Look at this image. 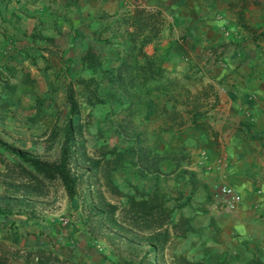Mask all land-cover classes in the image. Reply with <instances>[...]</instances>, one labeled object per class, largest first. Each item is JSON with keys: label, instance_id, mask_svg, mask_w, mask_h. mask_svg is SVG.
I'll return each mask as SVG.
<instances>
[{"label": "crops", "instance_id": "obj_1", "mask_svg": "<svg viewBox=\"0 0 264 264\" xmlns=\"http://www.w3.org/2000/svg\"><path fill=\"white\" fill-rule=\"evenodd\" d=\"M136 7L160 10L163 18L144 50L163 53L159 62L170 74L198 78L197 87L214 85L216 103L205 107L215 133L188 122L182 131L166 128L159 100L144 98L131 127L162 155V170L142 178L134 167L114 169L111 178L127 193L157 188L172 209L170 222L186 220L183 232L169 224L172 252L191 259L215 252L225 264H264V38L255 35L264 29V0H0V140L35 154V139L46 138L61 117L63 124L69 82L84 138L91 126L98 130L97 117L107 130L113 100L105 89L104 102L87 103L77 80L98 78L99 69L119 63L127 42L122 16ZM88 46L100 64L95 70L82 62ZM108 133L88 140L111 146L117 137ZM6 153L11 156L0 146ZM221 184L240 194L234 209L225 206ZM54 226L49 232L42 222L36 228L17 214L0 213V256L6 264H25L28 249L52 245L61 231ZM17 249L24 257L13 256ZM51 250L70 254L62 246Z\"/></svg>", "mask_w": 264, "mask_h": 264}, {"label": "trees", "instance_id": "obj_2", "mask_svg": "<svg viewBox=\"0 0 264 264\" xmlns=\"http://www.w3.org/2000/svg\"><path fill=\"white\" fill-rule=\"evenodd\" d=\"M122 22L127 32V42L118 56L119 63L99 69L101 74H98V78L79 77L77 80L83 87L85 101L91 105L104 102L102 94L106 89L108 98L113 100L107 116L112 115L113 118L105 132L113 131L117 141L111 146L102 141L94 149L96 154L87 153L84 123L74 121V116L80 112V103L72 82H69L66 87L63 124L58 125L56 122L49 129L50 137L58 140V156L50 160L0 140V146L12 156L11 160H8L0 154V161L4 165L0 170V182L5 187L15 186L14 191H20L24 187L28 193H37L45 181L56 180L61 183L66 194L72 197L85 173L93 174L102 200L99 214L115 229L146 241L149 244L148 249L158 254L157 258L165 264H225V258L215 252L200 259H191L185 254L172 252L169 224L173 229L179 228L183 232L186 220L170 222L172 209L166 205V196L157 188L144 190L135 187L134 192L127 193L111 178L110 173L114 169L134 167L142 178L149 172L162 170V155L152 150L141 131H135L131 127L132 116L140 109L144 98L156 97L159 100V113L165 122L169 121L166 128L176 125L177 129L182 131L185 127L183 125L188 122L192 128L215 133L208 121L205 107L209 103H216L214 85L206 83L192 91L188 85V80L191 79L189 76L172 75L160 64L159 58L163 53L149 54L144 50L148 42L158 37L162 28L161 11L136 7L122 16ZM255 35L264 38V29ZM82 62L94 70L100 65L92 46H88L82 55ZM100 76L106 77L105 83H101L103 81ZM211 95L213 100L210 102L208 99ZM97 131L104 136L102 128L98 127ZM75 152H78L83 161H87L86 172L78 174L72 171L70 160L75 156ZM15 168H19L21 172L17 173ZM17 179L27 182L20 183ZM101 186L112 195L123 196L125 200L121 203L106 200ZM10 208L0 206V213L8 214ZM19 251L17 249L13 255L15 258L20 257ZM3 257L0 256V264H6ZM35 258L34 261L33 251L28 250L25 254V264H50L48 257L36 255ZM167 258L169 260L166 263Z\"/></svg>", "mask_w": 264, "mask_h": 264}, {"label": "rangeland", "instance_id": "obj_3", "mask_svg": "<svg viewBox=\"0 0 264 264\" xmlns=\"http://www.w3.org/2000/svg\"><path fill=\"white\" fill-rule=\"evenodd\" d=\"M199 81L196 78L189 79L188 85L190 88H200L201 86L197 87ZM101 117L96 118L95 126L105 130ZM59 124H62V117L59 119ZM91 128L92 131L85 133L88 135L85 142L88 152L93 151L98 145V142L88 140L89 134H98L94 126ZM103 135L108 136L109 133L104 132ZM35 140L32 147L35 154L50 160L58 156L59 144L56 142L57 139L50 137L49 132L46 138ZM4 157L8 160L12 158L8 153ZM70 166L73 172L80 174L86 172L87 161H83L78 152H75V156L73 155L70 160ZM15 169L17 173L21 172L19 168ZM17 180L20 183L27 182L24 179ZM95 181L93 174L85 173L72 197L66 194L61 183L56 180L45 181L37 193H28L24 187L20 191H14L15 186L5 187L0 182V206L9 208L11 206L10 214H17L18 220L26 218L36 228L42 222L44 229L49 232L54 225L61 227L62 232L60 231V234L52 240L49 248L38 244L28 249L33 251V260H36L37 255L48 257L50 264H165L157 258L158 254L148 249L149 244L146 241L115 229L99 214L102 200ZM101 189L104 190V187L101 186ZM23 192L26 193L21 195ZM103 196L106 200L120 201L111 196L108 190L103 191ZM62 218H67V221L63 222ZM53 246L65 247L68 249L66 252L70 254L61 256L52 253ZM74 250L78 254L80 252L79 256L75 253L71 256ZM148 252L149 254H146ZM18 254L24 257V251H19ZM168 260L167 258L166 263Z\"/></svg>", "mask_w": 264, "mask_h": 264}, {"label": "built area", "instance_id": "obj_4", "mask_svg": "<svg viewBox=\"0 0 264 264\" xmlns=\"http://www.w3.org/2000/svg\"><path fill=\"white\" fill-rule=\"evenodd\" d=\"M220 194L223 196V202L229 209H234L237 203L240 201V194L230 185L221 184L218 187ZM63 222L67 221V218H62Z\"/></svg>", "mask_w": 264, "mask_h": 264}]
</instances>
